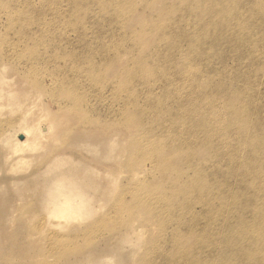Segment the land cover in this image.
I'll return each instance as SVG.
<instances>
[{
    "label": "rangeland",
    "instance_id": "374dc122",
    "mask_svg": "<svg viewBox=\"0 0 264 264\" xmlns=\"http://www.w3.org/2000/svg\"><path fill=\"white\" fill-rule=\"evenodd\" d=\"M224 1L0 0L3 92L15 94L1 100L0 140L26 110L29 122L52 127L46 149L25 154L33 161L24 172L7 170L0 144V264H229L253 244L217 246L240 225L264 253V20L251 18L264 0ZM200 116L213 121L212 137L193 133ZM80 131L98 153L115 143L111 155L84 150ZM193 135L199 146L188 157ZM152 145L169 176L144 160ZM52 153L91 168L106 192L91 219L59 230L37 176Z\"/></svg>",
    "mask_w": 264,
    "mask_h": 264
},
{
    "label": "bare ground",
    "instance_id": "6f19581e",
    "mask_svg": "<svg viewBox=\"0 0 264 264\" xmlns=\"http://www.w3.org/2000/svg\"><path fill=\"white\" fill-rule=\"evenodd\" d=\"M230 1H231V3H233V5H235V3L240 4V5L245 4V0H230ZM223 2L225 3L224 0H223ZM261 2H263V0H256L255 1L256 4L260 3V5L262 4ZM260 5H258V6H260ZM217 8H219L220 10H223L224 5L222 3H219ZM224 11L225 12L227 11L226 8L224 9ZM229 16H230V20L231 19H237V16H235L233 14H228L227 19L229 18ZM251 18L254 19L255 21L256 20L257 21H263L264 20V8H263V6H260L258 11L253 12ZM225 22H227V21H225ZM229 23H227L228 25H226V27H229ZM263 23H264V21H263ZM260 25H264V24L260 23ZM241 26H244V25H241ZM207 31H209V30H207ZM214 34H215V36H214ZM216 34L217 33H213L212 35H210L209 33H207L206 35L212 36V39H213V37L216 38ZM222 37H220V38H222ZM167 42H168V44L171 45V44H173V39H167ZM231 44H232V42H231ZM126 84H128V82ZM6 85H7V82H6L4 76L2 75V73L0 71V104H1V100L13 98L15 95L14 93L10 94L9 92H7V93L3 92L4 86H6ZM125 86H129V85H125ZM220 93H222L221 90H220ZM177 106H178L179 110L182 109L181 103H178ZM206 107L209 109V106H206ZM5 108H6L5 106L0 105V117L3 116L4 112L2 113V111H5ZM209 110H211V108ZM192 111H193V109H192ZM184 112H181V116H180V119L183 120V122L185 121L184 120V116H185ZM206 112H208L207 109H206ZM211 115H216V114L211 112ZM29 116H30L29 110H26L24 115L22 117H20L17 120V122L15 123L16 131L13 132V135L10 138H6L5 140H0V144H3L7 150V153L2 157V160L4 161L5 164H8L7 170L9 172H15V173L24 172V170H26L33 161V159L26 157L25 154H28L30 156H35L37 152L45 150L47 140L51 139V137H52V127L50 125H46L43 121H39L37 123L29 122ZM200 117H202V116H200ZM200 120H201V118H200ZM200 120L196 123L195 127H193V128H195V130L193 129L194 131L192 130L193 133L195 131H197V132L200 131L202 133V130H203L204 135L206 134L207 137H212L213 135L211 133L213 131H215V128L212 131H209L207 129V127L208 126L210 127V125H211V123H213V121L208 123L209 119L206 117H202V120L201 121ZM153 123H155V122L153 121ZM189 123H190V121H189ZM175 125L177 126V124H175ZM189 125H191V124H189ZM214 125H215V123H214ZM2 126H1V128H2ZM173 128H171L170 131H172ZM178 128H179V126H178ZM167 129H168V127H167ZM146 131L147 132H145V133L147 134L148 130H146ZM154 132H156V131H154ZM160 132H157V133H160ZM177 134L179 135L178 132H177ZM180 134L182 135V133H180ZM196 134H199V133H196ZM86 135L87 134L84 131H80V133H77L74 136L75 139L77 141H79L78 143H80V146L84 150H86L87 152H88V150H90L89 152H92V153H95V155H98L100 161L106 159L107 157H109V155H111L113 149L115 148V143L113 144V142L109 141L110 144L106 145L107 146L106 150L104 151L103 154H101V153H98V147L89 148V146H83L82 145V144H84V139H86ZM200 135H199V137H200ZM142 137H141V139H142ZM184 139H186V138H181V139L179 138V139H175L174 141L176 143H179V146H180V145L186 143V141ZM187 140H189L190 142L187 144V151H185V152L188 153L187 155H188V157H190L189 155L191 154V156H192V153L194 152V146L196 148H198V146H199V144L197 143L199 138H197L193 135L191 138H188ZM159 141H161V140H159ZM200 142L201 141H199V143ZM160 147L168 149L171 146L163 145ZM203 147H205V146H203ZM154 149H155V147H153V145H152L151 149L149 150V153H145L144 160H146L149 164L152 163L153 165H156V161H154L152 158V156L154 154H152V152H151ZM205 149H211V146H207V147H205ZM146 150H148V149H146ZM159 150H160V148H159ZM166 156L161 157L162 162H169L170 161V159ZM11 157H13L12 161L10 160ZM158 157H160V156L158 155ZM190 163H191V161H188L186 165L184 164L183 167L185 168V170H187L186 168L189 167ZM199 164L200 163H197V165H199ZM168 165L161 166V165L157 164L156 165V170L158 171L157 173L161 174L162 177L169 176V173L173 172L174 169H171L170 167H168ZM79 173H81V174H79ZM38 175H39V177L42 178V180L39 183V186L43 190V194L40 197L41 207L44 210V212L47 214L46 217H47L48 221L50 219H52L53 221H57V225L56 226L53 225V226L55 229L57 228L58 230L63 229L65 225H68L70 223H77L78 224V223H81V222H84V221L91 219L95 215V212H96L95 203L97 202V204H98V202H99V201H97V199L100 197L102 198L106 194L105 191H99L100 189L94 184L93 177L96 175L95 171H93L91 168H89L85 165L80 164L79 162H75L71 158H68L66 156L60 157L59 155H57V153H52V155L49 157L48 164L46 165V167L44 168V170H42V172L40 174H37V176ZM136 176H139V175L137 173H135L134 177H136ZM182 176L180 175V177H178L177 179H179V180L185 179L184 175H182ZM167 182H169V181H167ZM185 185L186 184H184V186ZM141 186H143V188H144L143 190H145L148 185L146 186L144 183ZM169 186H170V183H169ZM170 187H172V186H170ZM189 189L192 192L194 188L193 189L189 188ZM141 190L139 192H141ZM171 190H173V193H175L174 194L175 197H177L180 194V192H175L174 189H171ZM190 190H189V193H190ZM183 192H185V191L183 190ZM97 194H99V196H96ZM188 194H184V198H183L184 200L182 199L181 200L182 202H179V204H178V206H180L182 209H185V211H187L186 210L187 205H185V203L187 204L186 196ZM142 196H143V194H142ZM169 196H170V194H169ZM171 197H173V196H171ZM180 198H182V197H180ZM141 199H142V197H141ZM162 199H164V197H162ZM142 200L145 201L147 204L152 205L153 207L158 204V201H152L150 199L148 193L144 195ZM162 205H163V207L167 208V206L165 204H162ZM167 205L169 206V204H167ZM172 205H173V203H172ZM100 220H102V218ZM62 223L65 225L62 226L61 225ZM88 230H89V228H87L83 231L88 232ZM75 235H74V237L78 236V235H76V236ZM249 241L253 244L257 242L256 239L251 234V232L245 226L240 225V227L237 229L236 233L230 235L229 237L223 238L221 241H218L217 246L220 245L223 248H225L226 246H229V247L232 246L234 248H237L239 245L246 244ZM253 244H250V243L247 244L249 247H248L246 252H242V254L244 255L243 258L238 259V257H233L231 260L226 258L228 263L229 264H264V257H263L264 253H261L260 248L258 246L255 245L254 247H252ZM92 264H109V263L106 261H97V262H94Z\"/></svg>",
    "mask_w": 264,
    "mask_h": 264
}]
</instances>
